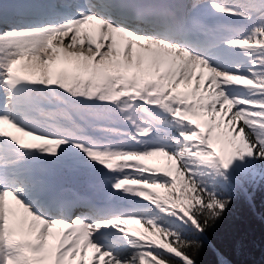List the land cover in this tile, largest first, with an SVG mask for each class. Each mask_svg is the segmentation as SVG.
I'll use <instances>...</instances> for the list:
<instances>
[{
    "label": "snow or ice",
    "instance_id": "6c2138e0",
    "mask_svg": "<svg viewBox=\"0 0 264 264\" xmlns=\"http://www.w3.org/2000/svg\"><path fill=\"white\" fill-rule=\"evenodd\" d=\"M51 11L48 25L0 18V264H174L125 232L131 222L173 237L164 247L194 264L180 226L202 231L226 206L196 182L197 169L225 179L237 161L264 169V0H84ZM236 31L249 34L227 35ZM132 108L169 117V129L140 128L132 116L123 118L135 134L109 126ZM37 152L46 159L28 165ZM152 157L180 169L145 175L138 162ZM181 180L170 219L127 210L136 197L170 203L145 189L173 193Z\"/></svg>",
    "mask_w": 264,
    "mask_h": 264
},
{
    "label": "trees",
    "instance_id": "16d2710c",
    "mask_svg": "<svg viewBox=\"0 0 264 264\" xmlns=\"http://www.w3.org/2000/svg\"><path fill=\"white\" fill-rule=\"evenodd\" d=\"M9 4L17 11L29 10L31 7L36 6L35 0H8ZM5 9V8H4ZM238 25L243 24V22L234 21ZM251 26H249L250 29ZM245 31H236L227 34L230 37L240 38L242 36L248 35ZM243 60V57H239ZM246 66V65H245ZM184 87V86H183ZM243 87V86H241ZM191 87L187 89L181 88L182 91L190 92ZM242 95H247L246 92H241ZM122 107H124L122 105ZM154 111V110H153ZM234 111V109H233ZM132 116L136 121L137 125L142 127L152 126L157 130H167L170 127V118L164 117L162 114L157 113L159 117L158 120H154L152 117L139 112L137 109L132 108L124 113V116ZM113 119L121 120L122 115L119 111H115ZM160 121H168L169 123H162ZM243 122L237 124V128ZM126 133L135 134L129 128L126 129ZM159 135H163L161 131ZM158 132L153 131L152 139L157 138ZM128 137L126 136L125 140ZM166 141H172L170 139H165ZM163 143V141H161ZM129 143L131 141L129 140ZM139 147V145H136ZM165 160L167 168L169 167V162L166 161V157H152L147 159L150 160ZM197 162L195 159L189 158L188 162L193 164ZM133 163V162H130ZM141 164V161L138 162ZM178 169H180L181 162L177 161ZM170 169V168H169ZM160 172L158 173V175ZM157 175V176H158ZM197 183H201L196 179ZM183 186V180L180 181L176 190L173 193H169L166 190L153 189L151 192L166 193L160 202H164V198H170V203L156 207L152 202L150 208L142 207V205H132L135 206L136 212H147L155 216L153 221L160 222L162 220H168L169 213L174 210L173 204L175 199L181 195ZM178 188H181L178 190ZM210 191V190H209ZM213 192V191H212ZM217 197L222 201L226 202V206L218 217L210 220L203 230L197 229L192 225H181L178 235L180 239L187 244L189 247L186 249L190 258L193 260L194 264H264V177L252 184L245 187H238L237 189L231 190H220L215 192ZM156 197V196H155ZM154 198V197H153ZM146 205V203H145ZM178 210V209H177ZM144 216L145 221L147 220ZM170 219V218H169ZM141 228L134 229V233L140 235L143 238L156 240L155 246H147L150 249L160 251L164 253L165 256L169 257L174 261V264H182L179 257H176L174 253H170L165 245L171 244L175 247L177 243L173 237L167 236L166 234H161L154 229H148L144 224L139 223ZM164 225H161L163 227ZM136 238V237H133ZM131 238H129L130 240ZM117 244L126 245L127 240L123 236H119L114 240ZM141 241V240H140ZM144 243L143 241H141ZM160 243L163 247L158 245ZM119 248L117 249V251ZM144 264H152L151 258H146Z\"/></svg>",
    "mask_w": 264,
    "mask_h": 264
},
{
    "label": "rangeland",
    "instance_id": "374dc122",
    "mask_svg": "<svg viewBox=\"0 0 264 264\" xmlns=\"http://www.w3.org/2000/svg\"><path fill=\"white\" fill-rule=\"evenodd\" d=\"M84 2V0H46L45 2L42 3V5L44 6L45 9H51L53 4L56 5H62L64 3H79L82 4ZM156 2L160 3V0H156ZM38 18V17H36ZM241 87V86H240ZM183 89H187V87H183ZM191 89V88H190ZM5 131H7L10 135L11 134H16L19 135V133L15 132V129H12L10 126L5 125L4 126ZM223 132L224 129L222 128L220 130V134H221V141H223L224 137H223ZM182 148L177 149V151H182ZM39 154V153H38ZM166 161L167 158H166ZM169 162V161H168ZM187 164L189 165H194L195 162L191 161L193 164L188 162V159H186L185 161ZM197 163V162H196ZM241 162L237 161L236 164H234L233 168L226 170L225 171V176L227 177V179L224 178V176H217L215 174L214 171L210 170V169H197V171H200L204 174L202 175H197L195 176L196 179H198L201 184H203L204 186H206L210 191L216 192V191H220V190H231V189H237L238 187H245L249 184H252L260 179H263L264 177V169H257V170H253V169H248L245 167H237L236 165H239ZM141 165H145L147 166L149 169H151V171H147L144 174L145 175H158V173L160 172V174L158 176H162L164 175V171L165 170H169V168L172 170L173 175H176V171L178 169V164L177 161L174 162H169V167L167 168V165L165 164V160H160V161H156V160H143L141 161ZM160 168L162 169L161 171L157 172L155 171V169ZM140 173L137 172V176ZM168 179H171V177H167ZM130 187L136 188V187H143V185H129ZM181 188H178V190ZM151 188H146L145 191L151 193V197H155L157 195L156 192H151ZM164 190V189H161ZM180 191V190H179ZM166 196V193H162L160 195V200ZM130 199H135L137 201H139L138 204L136 205H142V207H148L150 208L152 206V199H148L145 200L143 197H136V198H130ZM146 203V205H145ZM135 206L130 207L127 210H135ZM147 213V212H146ZM170 217L168 216V219ZM147 220H154L155 216L152 215L151 213H147L146 216ZM177 223H179V221H177ZM125 229V232L129 233L130 235H133V237H136V239H139L141 241L144 242L145 245L149 244L150 246H155L156 244V240L154 239H147V238H143L140 235L134 233V229H138L141 228V225L139 223L136 222H131L129 224H126L123 226ZM54 234H55V239H53L52 243H57L58 240L60 239L62 230L58 229L55 231L54 229ZM122 236V235H120ZM119 237V236H118ZM158 245L160 247H163L160 243H158ZM120 250V249H119ZM118 250V251H119ZM92 250L89 249V254L91 255ZM146 261V259H145Z\"/></svg>",
    "mask_w": 264,
    "mask_h": 264
}]
</instances>
